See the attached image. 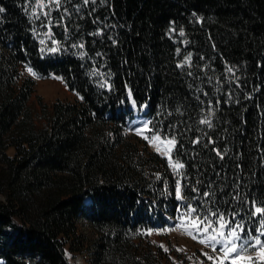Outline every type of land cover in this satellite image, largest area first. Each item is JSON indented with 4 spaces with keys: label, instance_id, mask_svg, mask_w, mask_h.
I'll list each match as a JSON object with an SVG mask.
<instances>
[{
    "label": "trees",
    "instance_id": "trees-1",
    "mask_svg": "<svg viewBox=\"0 0 264 264\" xmlns=\"http://www.w3.org/2000/svg\"><path fill=\"white\" fill-rule=\"evenodd\" d=\"M35 2L0 0L4 264H77L68 253L84 249L90 264H181L149 239L165 215H181L176 180L187 185V203L235 210L258 226L251 202L264 200V0ZM27 67L77 94L56 100L44 127L29 104ZM141 115L163 139L175 136L178 172L151 148L152 131H130Z\"/></svg>",
    "mask_w": 264,
    "mask_h": 264
},
{
    "label": "snow or ice",
    "instance_id": "snow-or-ice-1",
    "mask_svg": "<svg viewBox=\"0 0 264 264\" xmlns=\"http://www.w3.org/2000/svg\"><path fill=\"white\" fill-rule=\"evenodd\" d=\"M57 7L60 5V0H51ZM96 3V0H83L84 5ZM43 7V5H40ZM5 9L0 7V13H3ZM67 12V9H65ZM45 15H48L47 13ZM183 35V32H181ZM44 41L41 40V44ZM56 43V41H53ZM76 47V45H73ZM80 47H83L81 44ZM44 51V49H41ZM51 52H56V48L49 49ZM83 55V53H81ZM190 59V57H185V61ZM29 73H32V69L27 68ZM229 72L232 71L231 68L228 69ZM103 86V85H102ZM151 121L144 123L143 128H136L134 131L137 135L141 134L145 129H148V125L151 124ZM200 123H207L209 127L211 124L207 119L201 120ZM171 128V126H170ZM153 132L152 139L160 141L164 133L157 132L154 128L148 129ZM148 139V137H145ZM170 145L171 147H176L177 140L173 135L170 139L162 141ZM199 141H194L198 143ZM211 143V141H209ZM215 150V149H214ZM167 151H171L169 148ZM180 149L177 148V153ZM217 155L223 159V155L217 151ZM171 160V157H169ZM174 169L183 168L184 165L181 163H176L172 165ZM187 187L186 184H182L180 180L175 181V196L178 201H185L180 207L177 208V211L181 213L179 219L183 220L185 217H190L193 222V227L196 230V234L203 236L199 242L202 245H206L211 253L219 255H212L204 253L209 261L218 262L222 264L223 261H228L230 256V264H256V261L264 262V200L257 201L252 200V211L251 216L254 220L257 221V225L254 228L246 226L242 220L237 219L238 213L233 210L230 213L220 211L218 208H204L203 205L194 206L192 203H187L189 197L182 193V188ZM192 191H197V189H192ZM203 197L210 198L212 196L211 191H204L202 193ZM238 198V197H237ZM209 202L210 199H209ZM203 212V214H201ZM215 218V219H213ZM180 225H177L179 228ZM175 230V229H173ZM162 231H164L162 229ZM151 234V231L149 232ZM189 235H192L191 232H188ZM196 236H193L195 239ZM255 253V255H253Z\"/></svg>",
    "mask_w": 264,
    "mask_h": 264
},
{
    "label": "rangeland",
    "instance_id": "rangeland-1",
    "mask_svg": "<svg viewBox=\"0 0 264 264\" xmlns=\"http://www.w3.org/2000/svg\"><path fill=\"white\" fill-rule=\"evenodd\" d=\"M39 7L46 8L49 3H52L51 0H36ZM28 68V67H27ZM27 68L23 70L24 75L32 77L34 80V93L30 99V107L33 111L34 118L38 127H44L46 124L45 115L51 109L52 104L58 100L70 101L74 100L77 96L76 93L71 91L66 85L65 81L57 75H39L34 70L32 73L27 71ZM32 69V68H31ZM148 120L144 117H139L133 125L130 127V131H134L136 128H143L144 123ZM135 132V131H134ZM147 130L145 129L141 135L146 136ZM148 135V134H147ZM166 139L161 138L160 141L153 140L151 138L150 145L153 149L158 150L167 158L171 157L170 163L172 165L176 164L175 160L172 157V149L170 145L163 143ZM171 151H167L168 149ZM14 151L10 150V154H13ZM174 169V168H173ZM181 169V168H180ZM180 169H174L175 172H178ZM0 199L6 201V196L0 194ZM181 216V215H180ZM179 216V217H180ZM177 218L168 219V227H163L161 223H158L156 229L151 231L150 244L155 248L160 246L163 248V251L170 256L175 263L181 264H218L215 261H209L204 253L219 255L211 253V250L206 246L202 245L199 240L203 236L197 235L196 230L193 227V222L190 217H185L183 220ZM177 225H180L177 228ZM162 229L164 231H162ZM175 229V230H173ZM80 230L88 237L91 236L92 232L88 223L85 219H82L80 223ZM188 232H191L192 235H189ZM193 236H196L193 239ZM91 239V238H90ZM255 255V253H253ZM68 256L77 264H90L92 260V255L89 251L84 249L81 252L68 253ZM231 260V256L228 261ZM227 261H223L222 264ZM0 264H3V260H0Z\"/></svg>",
    "mask_w": 264,
    "mask_h": 264
}]
</instances>
